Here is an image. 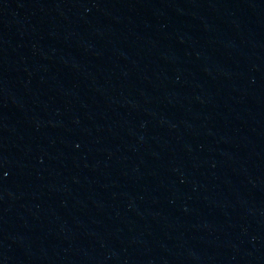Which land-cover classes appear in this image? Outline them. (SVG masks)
Masks as SVG:
<instances>
[{
    "label": "water",
    "instance_id": "obj_1",
    "mask_svg": "<svg viewBox=\"0 0 264 264\" xmlns=\"http://www.w3.org/2000/svg\"><path fill=\"white\" fill-rule=\"evenodd\" d=\"M0 264H264V0H0Z\"/></svg>",
    "mask_w": 264,
    "mask_h": 264
}]
</instances>
